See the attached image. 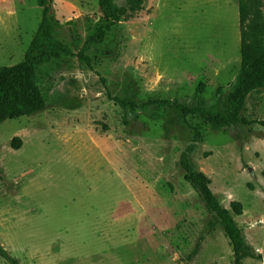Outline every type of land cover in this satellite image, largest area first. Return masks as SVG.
Listing matches in <instances>:
<instances>
[{
  "label": "rangeland",
  "instance_id": "374dc122",
  "mask_svg": "<svg viewBox=\"0 0 264 264\" xmlns=\"http://www.w3.org/2000/svg\"><path fill=\"white\" fill-rule=\"evenodd\" d=\"M50 17L79 50L103 13L99 0H52ZM41 22L37 0H0V67L24 60ZM88 56L91 67L39 66L46 109L0 124V245L20 264H234L185 157L225 209L243 206L234 218L257 255L244 264H264V89L244 123L221 129L173 108L127 117L110 98L203 100L225 114L241 68L238 0H147Z\"/></svg>",
  "mask_w": 264,
  "mask_h": 264
},
{
  "label": "trees",
  "instance_id": "16d2710c",
  "mask_svg": "<svg viewBox=\"0 0 264 264\" xmlns=\"http://www.w3.org/2000/svg\"><path fill=\"white\" fill-rule=\"evenodd\" d=\"M42 9V22L26 52L24 60L11 67H0V124L8 120L31 117L47 107V101L38 84L39 66L59 61L63 58H77L91 67L88 53L104 43L107 34L118 25L128 13L143 10L147 0H99L103 13L98 30L88 37L79 50H74L56 37V28L50 17L52 0H37ZM240 19L241 68L231 84L232 92L228 97L227 112L214 113L206 109L205 101L199 106L189 107L175 100H151L138 104L131 100L110 97L128 117L138 111L156 106L159 109L173 108L186 122L190 116L199 117L217 129L231 127L245 121L241 118L247 98L254 92L264 89V11L262 0H238ZM204 86L198 89L201 95ZM125 123L128 122L125 120ZM198 132V131H197ZM15 150L21 148V140L14 139ZM181 166L186 181L199 193L206 209L223 229L233 248L234 264H244L246 259H255L257 255L247 244L242 230L234 216L243 214V206L234 202L232 212L225 209L211 190V181L196 171L188 159L183 157ZM0 256L9 264H20L1 245Z\"/></svg>",
  "mask_w": 264,
  "mask_h": 264
}]
</instances>
